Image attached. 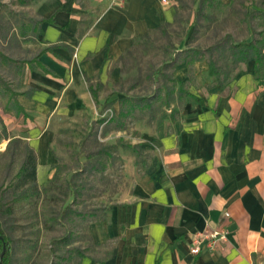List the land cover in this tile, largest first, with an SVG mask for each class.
Returning <instances> with one entry per match:
<instances>
[{"label":"crops","instance_id":"0c3cea01","mask_svg":"<svg viewBox=\"0 0 264 264\" xmlns=\"http://www.w3.org/2000/svg\"><path fill=\"white\" fill-rule=\"evenodd\" d=\"M175 13L174 0H44L50 49L40 60L53 73L36 66L33 91L20 103L44 122L62 100L67 109L89 103L84 76L99 74ZM255 69L251 59L225 83L198 72L170 130L144 135L159 154L142 173L129 167L136 177L132 171L121 199L92 223L96 250L81 264H264V78ZM185 72L176 68L178 77ZM34 145L44 186L51 178L44 145ZM208 227L226 230L227 239L193 254V236Z\"/></svg>","mask_w":264,"mask_h":264},{"label":"rangeland","instance_id":"374dc122","mask_svg":"<svg viewBox=\"0 0 264 264\" xmlns=\"http://www.w3.org/2000/svg\"><path fill=\"white\" fill-rule=\"evenodd\" d=\"M198 1L174 0L172 22L135 38L99 74L84 76L89 103L67 109L68 101L62 100L53 120L40 121L26 107L25 115L5 113L0 88V130L7 129L0 153L11 138H22L35 150L38 174L34 144L41 141L51 175L36 191L15 189L20 199L11 216L1 219L11 238L12 264H81L77 250L94 256L92 223L104 219L121 199L132 171L136 177L129 167L142 173L159 154L144 135L170 130L199 71L209 70L225 83L250 61H235L239 55H232V46L264 40V0H224L227 5L212 10L216 19L210 23L196 22ZM43 6L44 0H0V74L26 96L37 79L36 66L27 61L45 48L40 39ZM210 62L219 75L212 73ZM182 64L186 72L178 77L176 68ZM38 128L37 136H29ZM23 151L24 143L0 154V190L17 182ZM10 191L6 195L12 199Z\"/></svg>","mask_w":264,"mask_h":264},{"label":"trees","instance_id":"16d2710c","mask_svg":"<svg viewBox=\"0 0 264 264\" xmlns=\"http://www.w3.org/2000/svg\"><path fill=\"white\" fill-rule=\"evenodd\" d=\"M224 5H227L224 0H199L198 1V7L196 10V22H201V19H204L205 21L213 22L216 18L215 12H212V10H220ZM51 19L42 18L40 20V24L44 22H50ZM166 22V21H162ZM169 23V22H167ZM149 33V32H148ZM146 33V34H148ZM145 34V35H146ZM40 39L42 42H44V32L42 30L40 34ZM234 48V52H232L233 56L235 57V61H242V60H251L254 59L256 63V69H255V76L257 78H264V40L255 39L253 38L250 41H243V42H236L232 46ZM48 48H43L34 58L27 61V63L31 66H38L41 67L46 73H53L47 66H45L40 58L41 56L49 51ZM198 51V50H197ZM239 52V54H237ZM210 65L212 67V73L219 75L218 69L214 66L212 62H210ZM262 75V76H261ZM0 88L3 89L5 100L2 104L3 111L5 113L13 114L14 112H17L19 114H26L25 107L20 103L19 96L23 94V92H19L16 90L11 82L7 79H5L0 74ZM189 94V93H188ZM197 100H200L196 96H194ZM7 138V129L6 127H3L2 130H0V140ZM24 143V158L22 161V164L18 170V172L15 174V179H17V182L15 184H11L9 188H5L3 190H0V254L3 250V245H6V252L4 254L3 259L0 257V264H12V246H11V238L8 232L5 230V228L2 225L1 219L5 216H11L13 213V203L18 202L20 197L17 193H15V189L21 188V187H32L35 191L38 190V178H37V156L35 153L34 148L19 137L11 138L8 142L7 147L4 151H2L0 154L5 155L9 152H11L12 148H17L19 145ZM16 153V150L13 151L11 154L12 158H14ZM13 161V160H12ZM11 190V191H10ZM11 192L14 197L12 199L7 198V193ZM18 195V196H17ZM22 195V194H21ZM77 253L84 257L82 251L77 250Z\"/></svg>","mask_w":264,"mask_h":264},{"label":"built area","instance_id":"2783aa9c","mask_svg":"<svg viewBox=\"0 0 264 264\" xmlns=\"http://www.w3.org/2000/svg\"><path fill=\"white\" fill-rule=\"evenodd\" d=\"M225 215L230 216L229 212ZM227 239V231L220 228H206L204 231L197 232L193 236V244L191 252L193 254H199L202 251L203 246L209 243L211 246H215L217 242Z\"/></svg>","mask_w":264,"mask_h":264},{"label":"water","instance_id":"95a60500","mask_svg":"<svg viewBox=\"0 0 264 264\" xmlns=\"http://www.w3.org/2000/svg\"><path fill=\"white\" fill-rule=\"evenodd\" d=\"M5 252H6V245L4 244L3 245V250H2V252L0 254L1 259H3Z\"/></svg>","mask_w":264,"mask_h":264}]
</instances>
